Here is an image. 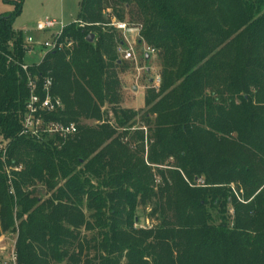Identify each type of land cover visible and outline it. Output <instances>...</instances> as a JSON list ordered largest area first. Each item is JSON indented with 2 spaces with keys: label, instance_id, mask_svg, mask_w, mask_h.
Masks as SVG:
<instances>
[{
  "label": "trees",
  "instance_id": "trees-1",
  "mask_svg": "<svg viewBox=\"0 0 264 264\" xmlns=\"http://www.w3.org/2000/svg\"><path fill=\"white\" fill-rule=\"evenodd\" d=\"M6 1L14 10L0 16V220L16 231L17 209V264H264V0H82L84 26L65 32L77 48L31 69L41 82L53 77L65 108L45 121L77 125L66 140L21 135L30 93L19 66L25 37L13 25L25 0ZM108 9L139 26L161 59V86L145 99L148 165L125 142L138 112L120 107L122 40L96 26L109 23ZM226 50L233 59L218 65ZM221 66L227 99L205 94L211 68ZM24 156L27 166L16 171ZM166 160L173 163L158 170L156 190L149 164ZM38 181L56 190L51 199L25 190ZM153 199L162 225L135 230L137 207ZM209 209L220 213L217 226ZM82 229L97 237L87 240Z\"/></svg>",
  "mask_w": 264,
  "mask_h": 264
},
{
  "label": "rangeland",
  "instance_id": "rangeland-1",
  "mask_svg": "<svg viewBox=\"0 0 264 264\" xmlns=\"http://www.w3.org/2000/svg\"><path fill=\"white\" fill-rule=\"evenodd\" d=\"M82 0H25L22 8V13L17 17L14 22L13 29L17 32L22 30L24 37L35 36V38L40 39L42 42L49 41L50 37L44 34H41L35 30V25L40 20H49L53 19L57 22L63 23V25H70L78 20V16L80 14L79 7ZM14 10V6L11 2L6 0H0V16L6 13H12ZM112 11V10H111ZM113 15V11L111 12ZM113 17L116 18L115 14ZM128 18V16H126ZM124 23L127 24V21ZM129 25V24H128ZM96 26H100L104 32L115 31L117 34V38L123 40L124 34L121 31H118L115 28H111L107 24H97ZM133 29V32L130 33V37H128L129 41L132 45L136 46L135 41L137 39L135 37L137 33L141 34V28L137 25H130ZM139 38V37H138ZM140 41V39L138 40ZM137 41V43H138ZM117 46L115 51L117 50ZM142 50V46L136 47L137 54ZM117 55V53H116ZM217 58V63L220 65L221 63H228L229 60L233 59V54L229 50L224 51ZM40 57L38 56H28L25 58V61L28 64L38 62ZM139 67H143L146 69L150 68V72L146 73L144 71L138 72L137 66L131 62H123L121 67L115 68V72L118 75L120 81V90L122 95V100L120 103V107L125 110L138 112V116L133 119L127 128V136L125 142L129 145V150L131 153L138 154L141 157H144L148 165V156L150 149V127L145 125L144 116L149 112L148 108L145 105V99L151 91H159L153 88L152 79L157 75L161 74V59L160 56L156 55L150 61H141ZM212 70L208 82H206V95H212L214 92L222 93L227 99L226 85L228 79L229 70L226 67L221 66L219 68H211ZM152 82V83H151ZM136 88L137 90H133ZM110 110V108H108ZM151 115V114H150ZM108 118L113 125L115 124V120H113L112 115ZM151 120L154 119V116H150ZM84 123H87L90 126L96 127L101 125L102 123L87 120ZM76 125V124H75ZM77 126V125H76ZM118 131L123 132L125 130L119 129ZM54 137V136H53ZM50 136V138H53ZM6 143L0 139V151L1 149H5ZM23 161L21 162V166L17 171H21L25 169L27 166L26 157H23ZM172 160H166L161 165H153L149 164L151 168L154 179H155V189L161 185V179L159 177L158 170L167 171L168 165H172ZM29 193L33 194L34 197L39 199L40 201H47L52 198L53 193L56 191L50 190L44 182H35L33 185L29 186L25 189ZM156 200L153 199L152 203L150 202L148 205H139L136 209L137 222L134 225L135 230H150L152 228H156L162 225V219L159 218V210L152 214L153 209L156 208ZM166 212L164 214V218L169 221H174L172 212L169 209H165ZM211 215L213 216V224L218 225L221 223V217L218 210H211ZM16 212L14 211V222L16 231L13 229L4 230V223L0 220V264H14L13 262V253L15 254L16 245L18 242V233L20 222L16 220ZM86 215L89 216V212L85 209ZM232 210L229 211L227 219L232 224ZM175 222V221H174ZM173 222V223H174ZM81 236L86 237L87 240H90L95 236L94 233L87 232L84 229L81 230ZM89 252V251H88ZM91 257L94 256V252H89ZM88 255V256H89ZM86 256V255H85ZM50 264H56L55 262H51ZM57 264H69L67 260L62 263Z\"/></svg>",
  "mask_w": 264,
  "mask_h": 264
},
{
  "label": "built area",
  "instance_id": "built-area-1",
  "mask_svg": "<svg viewBox=\"0 0 264 264\" xmlns=\"http://www.w3.org/2000/svg\"><path fill=\"white\" fill-rule=\"evenodd\" d=\"M111 12L112 11L108 9L104 13L106 19L109 21L107 25L123 32L125 37L117 46V57L123 62H133L137 66L138 72L144 71L147 73L148 69L139 67V65L142 60L143 62L148 61L146 60L147 56L150 57V60L155 58L157 51L142 41L139 33L135 34L136 36L133 38L137 39V41L140 39V41H138V43L135 41L136 46L132 45L128 40V37H130V33L133 32V29L130 25L118 21L117 18L111 15ZM74 23L79 24L80 27L84 26L83 23L81 24L77 21ZM67 26L68 25H63V23L57 22L53 19L40 20L36 23L35 30L41 34L49 36L50 40L42 42L40 39L35 38V36H28L24 39L23 45L25 58L28 56L34 57L38 55L40 57V61L31 64H28L25 59L23 63H19L21 70L25 74V77H27V88L30 93L21 122V125H23L21 135L26 137L43 140L50 136H57L66 140L78 132L77 126L73 123L65 125L59 122L45 121L46 116L52 115V113L64 111L65 108L62 100L58 96H55L52 92L54 83L53 77H45L41 82L39 76H34L31 73V69L43 63L44 59L51 52H65L66 50L73 52L77 48V43L72 38L65 35L66 29L68 28ZM138 46H142V50L139 54L136 52V47ZM152 82L153 88L159 90L162 82L161 74H157L152 79ZM1 151L5 154L6 150L1 149ZM5 159L6 158H4V162ZM15 170L17 171L18 169ZM199 183L202 184L203 182L199 180ZM231 188L238 197L235 185L232 184ZM13 255V262L14 264H17V256L14 253Z\"/></svg>",
  "mask_w": 264,
  "mask_h": 264
},
{
  "label": "water",
  "instance_id": "water-1",
  "mask_svg": "<svg viewBox=\"0 0 264 264\" xmlns=\"http://www.w3.org/2000/svg\"><path fill=\"white\" fill-rule=\"evenodd\" d=\"M95 39V36L93 34H90L88 37H87V41L88 42H93ZM146 60H150V57L147 56V59ZM150 72V69L147 70V73ZM152 83V82H151ZM134 90H137L136 88H134Z\"/></svg>",
  "mask_w": 264,
  "mask_h": 264
},
{
  "label": "crops",
  "instance_id": "crops-1",
  "mask_svg": "<svg viewBox=\"0 0 264 264\" xmlns=\"http://www.w3.org/2000/svg\"><path fill=\"white\" fill-rule=\"evenodd\" d=\"M76 21H77V20H76ZM76 21H75V22H76ZM20 31H22V30H20ZM22 32H23V31H22ZM133 90H134V89H133Z\"/></svg>",
  "mask_w": 264,
  "mask_h": 264
}]
</instances>
